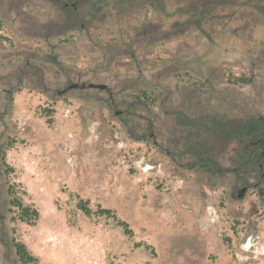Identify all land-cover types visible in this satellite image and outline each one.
Returning a JSON list of instances; mask_svg holds the SVG:
<instances>
[{
	"label": "rangeland",
	"instance_id": "obj_1",
	"mask_svg": "<svg viewBox=\"0 0 264 264\" xmlns=\"http://www.w3.org/2000/svg\"><path fill=\"white\" fill-rule=\"evenodd\" d=\"M263 130L264 0H0V264H264Z\"/></svg>",
	"mask_w": 264,
	"mask_h": 264
},
{
	"label": "trees",
	"instance_id": "obj_2",
	"mask_svg": "<svg viewBox=\"0 0 264 264\" xmlns=\"http://www.w3.org/2000/svg\"><path fill=\"white\" fill-rule=\"evenodd\" d=\"M65 16H66L67 21H70V27H74L75 25L74 23L76 22V20L81 19L83 17L82 8L72 3L70 4L69 9L66 10ZM43 116L46 117L47 123L50 124L52 122L50 114H44ZM256 129L257 128L255 125H250L247 134L254 135V133L256 132ZM249 155H250V151H248L247 154L245 153L242 155V157L245 159L244 162L247 160L246 157H248ZM7 169L10 170V168H7ZM78 208L83 212H88L87 208L83 206L81 203L78 204ZM31 213H33V216H30V213L28 212V210H25V213L23 214V221L35 220V217L37 216V212L35 210H32ZM11 247L14 250L15 258L18 264H38L37 258L33 257L27 251L26 246L23 243L13 242Z\"/></svg>",
	"mask_w": 264,
	"mask_h": 264
},
{
	"label": "flooded vegetation",
	"instance_id": "obj_3",
	"mask_svg": "<svg viewBox=\"0 0 264 264\" xmlns=\"http://www.w3.org/2000/svg\"><path fill=\"white\" fill-rule=\"evenodd\" d=\"M249 151L250 155L247 157V160L244 163L251 167L257 165L259 177L261 179H264V130L260 132L258 139L253 143V146L250 148ZM245 191L246 188H243V190L238 192V195H241V193H244Z\"/></svg>",
	"mask_w": 264,
	"mask_h": 264
},
{
	"label": "water",
	"instance_id": "obj_4",
	"mask_svg": "<svg viewBox=\"0 0 264 264\" xmlns=\"http://www.w3.org/2000/svg\"><path fill=\"white\" fill-rule=\"evenodd\" d=\"M106 86L103 84H93V83H89V84H84V83H73L70 84L69 86H67L65 89H63L59 94H64L70 90L73 89H105Z\"/></svg>",
	"mask_w": 264,
	"mask_h": 264
}]
</instances>
